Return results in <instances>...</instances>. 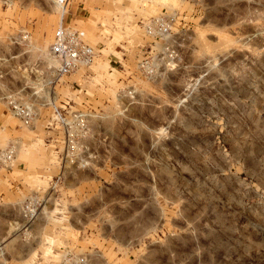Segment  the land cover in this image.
I'll return each mask as SVG.
<instances>
[{"label": "rangeland", "instance_id": "obj_1", "mask_svg": "<svg viewBox=\"0 0 264 264\" xmlns=\"http://www.w3.org/2000/svg\"><path fill=\"white\" fill-rule=\"evenodd\" d=\"M3 1L0 264H264V0ZM62 21L97 58L59 79ZM54 106L85 114L84 162Z\"/></svg>", "mask_w": 264, "mask_h": 264}, {"label": "built area", "instance_id": "obj_2", "mask_svg": "<svg viewBox=\"0 0 264 264\" xmlns=\"http://www.w3.org/2000/svg\"><path fill=\"white\" fill-rule=\"evenodd\" d=\"M4 2L3 0H1ZM65 2L66 0H60ZM169 23L164 18L157 19L147 25V33L151 36L158 34L164 36L168 33ZM50 55L57 62L56 73L59 79L79 73L94 64L97 53L88 45L84 38V33L73 30L62 21L58 26L53 42L50 46ZM12 114L25 126H31L36 113L33 105L22 103L14 98L8 101ZM54 119L52 126L63 134L65 143V160L68 162H84L80 144V133H85L87 129L86 116L76 112L73 115L66 113L58 106H54ZM79 152L80 155L78 154ZM15 156L14 149L0 152V164L12 163ZM80 156V158H77ZM37 208L34 201H29L24 207L25 217L32 220L35 217ZM61 264H92L86 257L66 254Z\"/></svg>", "mask_w": 264, "mask_h": 264}, {"label": "bare ground", "instance_id": "obj_3", "mask_svg": "<svg viewBox=\"0 0 264 264\" xmlns=\"http://www.w3.org/2000/svg\"><path fill=\"white\" fill-rule=\"evenodd\" d=\"M260 38H261V37H260ZM223 54H224V53H223ZM211 57H212V56H211ZM224 57H225V54H224ZM224 57H223V58H224ZM223 58H222V59H223ZM225 58H227V57H225ZM217 60H218V59H217ZM209 63H210V62H209ZM220 81H221V80H220ZM185 90H187V89H185Z\"/></svg>", "mask_w": 264, "mask_h": 264}]
</instances>
